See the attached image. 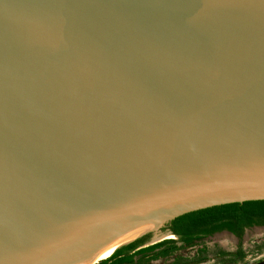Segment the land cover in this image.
Returning <instances> with one entry per match:
<instances>
[{"label":"water","instance_id":"water-1","mask_svg":"<svg viewBox=\"0 0 264 264\" xmlns=\"http://www.w3.org/2000/svg\"><path fill=\"white\" fill-rule=\"evenodd\" d=\"M244 226H264V0H0V264Z\"/></svg>","mask_w":264,"mask_h":264},{"label":"rangeland","instance_id":"rangeland-1","mask_svg":"<svg viewBox=\"0 0 264 264\" xmlns=\"http://www.w3.org/2000/svg\"><path fill=\"white\" fill-rule=\"evenodd\" d=\"M174 240L175 237L166 238ZM164 239V240H166ZM236 240L224 231L214 233L194 242L191 247L176 250L166 257H135L134 264H264V226L243 229L238 245L243 248L245 260L229 262L214 257L216 249H233ZM250 255V257H247ZM200 257L199 260L196 258ZM140 261V263H139Z\"/></svg>","mask_w":264,"mask_h":264},{"label":"trees","instance_id":"trees-1","mask_svg":"<svg viewBox=\"0 0 264 264\" xmlns=\"http://www.w3.org/2000/svg\"><path fill=\"white\" fill-rule=\"evenodd\" d=\"M250 227V226H244V227H191L184 231H181L176 235V240H162L160 242H157L151 246H148L140 251H137L129 256H126L118 261H115L111 264H134V258L140 257L144 258L147 255H150L149 258H158V257H166L168 255H171L173 252L180 248L189 247L191 246L194 241L199 240L213 232L225 230L231 234H233L236 237H240L242 234L243 229ZM179 242V246L176 245V243ZM222 254V253H221ZM200 257L196 258V260H199ZM140 263V261H139Z\"/></svg>","mask_w":264,"mask_h":264},{"label":"flooded vegetation","instance_id":"flooded-vegetation-1","mask_svg":"<svg viewBox=\"0 0 264 264\" xmlns=\"http://www.w3.org/2000/svg\"><path fill=\"white\" fill-rule=\"evenodd\" d=\"M222 231H225V230L216 231V232H213L211 234L222 232ZM225 232H227V231H225ZM227 233L236 240L235 246L233 247V249H216L214 257H219V258H222L225 260H229V262H232V263H234L236 261H240L242 259L245 260L246 257L244 258V256H243L244 255L243 248L240 245H238V241H239L240 237H236L229 232H227ZM211 234H209V235H211ZM173 236L175 237L174 240H176L177 239L176 235H173ZM207 236H205V237H207ZM196 241H198V240H196ZM196 241H194V242H196ZM176 245L179 246L180 245L179 242H177ZM189 247H191V246H189ZM186 248H188V247H186ZM247 257H250V255H248Z\"/></svg>","mask_w":264,"mask_h":264},{"label":"bare ground","instance_id":"bare-ground-1","mask_svg":"<svg viewBox=\"0 0 264 264\" xmlns=\"http://www.w3.org/2000/svg\"><path fill=\"white\" fill-rule=\"evenodd\" d=\"M170 237H172V236H170ZM170 237H168V238H170Z\"/></svg>","mask_w":264,"mask_h":264}]
</instances>
